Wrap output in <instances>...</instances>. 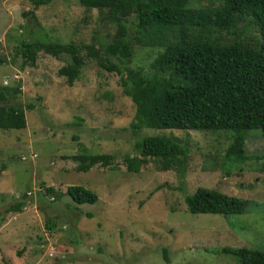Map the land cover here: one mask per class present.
I'll return each mask as SVG.
<instances>
[{
    "label": "rangeland",
    "instance_id": "374dc122",
    "mask_svg": "<svg viewBox=\"0 0 264 264\" xmlns=\"http://www.w3.org/2000/svg\"><path fill=\"white\" fill-rule=\"evenodd\" d=\"M219 1L188 0L187 6ZM103 11L85 9L78 0L38 6L34 0H0V86L10 88L9 101L25 115L23 128H0V264H239L236 255L220 248L264 250L260 129L245 131V157L231 159L225 130L130 128L133 105L121 92L117 72L101 67L82 46L102 51L114 37L126 40L127 59H107L142 74L155 69L153 59L163 48L130 40L132 15L122 20L125 34L116 36L117 25ZM236 33L251 38L256 32L239 21L234 33L211 35L227 43ZM32 40L76 43L83 60L77 79L68 85L56 73L69 61L66 54L38 52L33 66L21 67L18 46ZM162 133L186 143L185 172L160 170L158 158L127 171L123 156H139L135 143ZM80 153L110 154L111 161L76 171L71 155ZM40 185H52L54 194ZM68 185L91 190L95 201L73 202L65 193ZM197 187L242 198L244 210L227 216L191 213L183 196ZM24 191L30 198L21 199ZM19 199L24 205L9 210ZM47 219L55 220L51 230L45 228Z\"/></svg>",
    "mask_w": 264,
    "mask_h": 264
},
{
    "label": "trees",
    "instance_id": "16d2710c",
    "mask_svg": "<svg viewBox=\"0 0 264 264\" xmlns=\"http://www.w3.org/2000/svg\"><path fill=\"white\" fill-rule=\"evenodd\" d=\"M49 1L34 0V6ZM78 3L85 9H104L105 18L117 25L115 35L119 37L125 34L122 20L132 15L130 40L163 48L153 59L155 69L142 74L128 67L121 69L107 59L126 60L131 45L126 40L121 42L114 37L111 44L101 47L102 51L89 44L82 46L85 54L96 59L101 67L117 72L121 92L133 105L130 128L225 130L230 134L226 156L231 159L245 157L244 134L248 129H260L264 145V0H220L214 6L194 8L187 6L188 0H78ZM27 13L34 18L32 11ZM239 21L252 25L256 33L251 38L236 33L227 43L212 37L214 31L234 33ZM38 52L55 58L60 54L69 57L56 71L66 84L71 85L79 76L83 60L76 43L22 41L16 52L21 58L20 66H33ZM101 56H105V61ZM9 90L0 86V128L20 129L25 126L24 111L21 106L11 104ZM26 108L31 109L32 104H26ZM134 148L139 156L126 155L122 159L127 171H137L147 158H158L160 170H186L187 145L174 136L148 135L136 142ZM71 158L76 171L88 170L96 164L105 167L111 161V155L106 153H80ZM43 185L39 188L45 194H54L52 185ZM65 193L77 204L93 203L96 199L91 190L80 185H68ZM20 197L27 198L24 193ZM19 200L8 209L19 210L25 203ZM183 201L191 213L224 216L241 213L246 204L242 198L206 187H197L184 195ZM54 221L47 219L45 228H54ZM162 251L164 255L165 250ZM219 251L236 255L239 264H264V250L223 247Z\"/></svg>",
    "mask_w": 264,
    "mask_h": 264
},
{
    "label": "clouds",
    "instance_id": "9594fccd",
    "mask_svg": "<svg viewBox=\"0 0 264 264\" xmlns=\"http://www.w3.org/2000/svg\"><path fill=\"white\" fill-rule=\"evenodd\" d=\"M38 187H39V186H38ZM23 193H24V195H25L27 198H30V195H31L30 191H29V194H28V195H26V191H24ZM20 196H22V195H20ZM51 199H52V197H51Z\"/></svg>",
    "mask_w": 264,
    "mask_h": 264
},
{
    "label": "built area",
    "instance_id": "2783aa9c",
    "mask_svg": "<svg viewBox=\"0 0 264 264\" xmlns=\"http://www.w3.org/2000/svg\"><path fill=\"white\" fill-rule=\"evenodd\" d=\"M29 194V191H26V195H28Z\"/></svg>",
    "mask_w": 264,
    "mask_h": 264
}]
</instances>
